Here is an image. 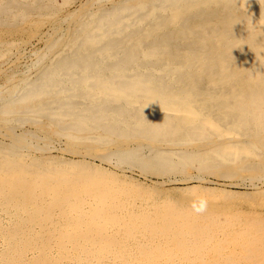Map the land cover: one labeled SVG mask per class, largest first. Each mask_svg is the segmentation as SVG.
Masks as SVG:
<instances>
[{
    "label": "bare ground",
    "instance_id": "obj_1",
    "mask_svg": "<svg viewBox=\"0 0 264 264\" xmlns=\"http://www.w3.org/2000/svg\"><path fill=\"white\" fill-rule=\"evenodd\" d=\"M71 1L0 0V264H264V0Z\"/></svg>",
    "mask_w": 264,
    "mask_h": 264
},
{
    "label": "rangeland",
    "instance_id": "obj_2",
    "mask_svg": "<svg viewBox=\"0 0 264 264\" xmlns=\"http://www.w3.org/2000/svg\"><path fill=\"white\" fill-rule=\"evenodd\" d=\"M92 1H94V2H97V0H73V1H71L67 6L68 7H66V12L68 11H73L74 9L75 10H77V8L79 7H81V5H84L85 3H87V2H92ZM83 4H82V3ZM85 2V3H84ZM79 3V4H78ZM72 4V5H71ZM74 10V11H75ZM67 12V13H68ZM49 26V27H48ZM43 27H44V29H43ZM42 30H40V33H44V32H46V33H44V35L45 34H48V33H52L53 32V30H50L49 28H51V26H50V24L49 23H47V24H44L42 27ZM44 31V32H43ZM48 31V32H47ZM43 39H44V41L42 40V39H40V40H38V38H30V37H27V38H25V40L24 41H26V43L24 42L23 44H22V46H21V50L23 51V53L25 52V54H23L22 56H19L20 58H19V60H17V57H11V59H10V61H7V62H4L5 64L4 65H2V69L4 70V69H6L8 66H10L12 63H14V61H16L17 62V67L21 70V71H26L27 70V68L28 69H30L29 68V66H31V62H33V60L35 59L34 57H35V52H37V51H39L40 49H42L44 46H45V38L43 37ZM28 40V41H27ZM36 41V42H35ZM39 42H40V44H39ZM32 44V45H31ZM36 48V49H35ZM35 50H37V51H35ZM32 52H33V54H32ZM29 54V55H28ZM25 55H27V56H25ZM22 57V58H21ZM24 58V59H23ZM26 58V59H25ZM31 60V61H30ZM11 61H13L12 63H11ZM28 61V62H27ZM8 64H10V65H8ZM23 64V65H22ZM21 65V66H20ZM28 65V66H27ZM6 66V67H5ZM24 67V68H23ZM22 68V69H21ZM25 69V70H24ZM29 72H31V71H29ZM2 75V76H1ZM2 77V78H1ZM3 79V80H2ZM6 83V79L4 78V75L3 74H1L0 73V86L2 85L3 86V84H5ZM63 145V144H62ZM62 145H60V146H62ZM62 147H64V145L62 146ZM54 152H57V153H60V152H58L57 150L56 151H54ZM83 152H85V151H83ZM67 154V153H66ZM86 157H87V159H89V160H92V161H97L98 163H102V164H104V165H107L108 167H111V168H113L114 167V169L116 168V162L115 161H113V163L115 164V166H114V164L112 163V164H107V162H104V161H101V160H99V157H95V156H90V155H85ZM95 157V158H94ZM93 158H94V160H93ZM98 158V159H97ZM101 161V162H100ZM124 167H123V169H125V171H126V173L128 174V175H131V176H133V177H135V178H137V179H139V180H141V181H145V182H147V183H153V182H155V180L156 181H158V180H161V181H163V179H161V178H158V177H155V176H151V175H149L148 174V176H145L144 174H142V172H140V170L139 169H136L135 167H133V168H130L129 166H125V165H123ZM122 168H121V170H123ZM132 170V171H131ZM148 178V179H147ZM152 179H153V181H152ZM205 180H204V183H205V185H210V186H221V187H224V188H227V189H232V190H240V191H246V190H252V187H251V185H247V184H240L239 182L237 183L236 182V180L235 179H232V180H229V179H220V178H217V177H214V176H211V174L209 175V174H206L205 175V178H204ZM212 180V181H211ZM161 181H159V182H161ZM213 182V183H212ZM162 183V182H161ZM162 184H164L165 186H173V185H179V186H182V183H178V182H169V183H166V182H163ZM245 185V186H244ZM258 185H260V187L262 188V187H264V182H258ZM168 186V187H169Z\"/></svg>",
    "mask_w": 264,
    "mask_h": 264
}]
</instances>
